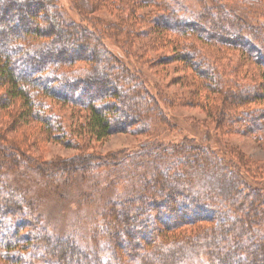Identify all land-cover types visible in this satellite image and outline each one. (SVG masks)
Instances as JSON below:
<instances>
[{
  "label": "trees",
  "instance_id": "trees-1",
  "mask_svg": "<svg viewBox=\"0 0 264 264\" xmlns=\"http://www.w3.org/2000/svg\"><path fill=\"white\" fill-rule=\"evenodd\" d=\"M69 1L78 22L65 20L57 0H0V112L14 126L58 139L55 132L66 131L52 108L65 105L86 112L81 142L61 138L65 147L103 140L116 127L142 134L156 118L174 126L165 94L148 90L104 30L126 35L121 49L135 58L126 48L134 36L149 39V49L171 47L192 72L194 99L215 117V131L264 140L262 0H195L198 9L178 0ZM101 10L116 20L94 17ZM229 49L239 57L221 63ZM232 154L194 138L148 139L132 151L59 163L0 134V264H264V164ZM13 172L18 184L7 178ZM40 186L63 198L62 215L84 199H104L93 207L100 212L89 242L77 222L50 230L33 192Z\"/></svg>",
  "mask_w": 264,
  "mask_h": 264
},
{
  "label": "rangeland",
  "instance_id": "rangeland-1",
  "mask_svg": "<svg viewBox=\"0 0 264 264\" xmlns=\"http://www.w3.org/2000/svg\"><path fill=\"white\" fill-rule=\"evenodd\" d=\"M181 3L188 5L190 8L198 9L200 5L195 0H178ZM264 3V0H262ZM58 8L63 14L65 20L76 21L80 20L79 15L76 13L69 0H57ZM99 17L104 22H112L116 20V16L105 10L94 13V17ZM103 34L104 41L109 45L110 49L114 50L117 55L125 61L127 66L141 76L148 90L154 95L157 87L167 98L168 108H165L171 124H164L157 118L153 119L150 129L142 134H131L125 132H118L119 127L115 128V131L104 138L103 140L96 141L89 139V142L81 143L80 147H65L62 144L61 138H65L64 142L68 139L77 141L83 136H79L83 133L82 126H84V120L86 112L80 111L71 105H65L61 107H53L52 112H55L57 118L61 121L63 129L66 131V135L56 131L55 137L58 139H51L49 136L39 134L33 136L31 133L32 126L25 125L23 128H17L14 126L9 118L5 114L0 112V134L1 141L4 143L18 144L26 152L33 154L35 158L43 159L44 161H57L64 162L68 159H74L77 156L85 154H97L105 155L118 153L120 151H132L139 148L143 142L151 139L153 142H178L185 138H194L201 144L208 146L214 152H223L226 155L227 151H231L232 158L237 160L252 159L257 163L264 164V140L260 143L255 142L252 138L238 134L236 132H219L215 131L214 118L210 115L207 109L202 108V98L194 99L193 88L195 86V78L192 72L185 68L181 61H174L173 51L168 47V50L154 48L151 44V48H147L149 39H139L138 36H134L132 43L129 47L130 50L137 55L135 58L132 55L124 54L122 51V45L125 43L124 34H119L117 38H112L106 31L100 30ZM152 42L156 40L152 36ZM122 48V49H121ZM216 48V47H215ZM239 50L229 49L226 50L219 59L221 63L226 60L232 62L236 60L240 55ZM153 60V62H152ZM117 131V132H116ZM64 135V137L62 136ZM80 141V140H79ZM81 142V141H80ZM238 155V157L236 156ZM33 156V157H34ZM21 159V156L17 157ZM242 164V163H241ZM4 173H10L3 170ZM16 172L14 175H10V178L18 184L20 179L17 180ZM20 173V171H18ZM102 173V172H100ZM7 176V175H6ZM106 182V181H105ZM264 187V179L261 181ZM257 184L256 182H251ZM39 190L36 188L33 192L39 191L40 197H37V204L40 210L46 209V220L50 222V230L65 227L68 229L71 222H77L79 236L81 239L89 242V230L93 221L96 220L100 212L99 208L93 210L94 205L103 204V200L98 202V199L89 201L84 199L83 202H78L77 207H72L67 211L65 215H62L61 207L56 206L58 202H61L63 198L56 196L53 192L43 191L44 188ZM121 189V188H119ZM33 192L28 193V196ZM106 194V192H105ZM86 198V197H85ZM69 202L66 201L65 205ZM54 206V208H53ZM56 209L52 211L51 209ZM58 209V210H57ZM60 210V211H59ZM58 215H61V222H59ZM72 216V217H71ZM71 219L68 221V218ZM87 218V219H86ZM77 230V231H78ZM64 233V232H63Z\"/></svg>",
  "mask_w": 264,
  "mask_h": 264
}]
</instances>
